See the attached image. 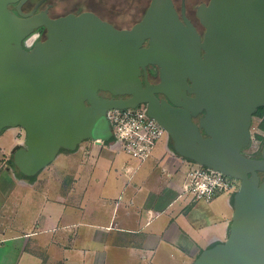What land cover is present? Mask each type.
<instances>
[{"label": "water", "instance_id": "1", "mask_svg": "<svg viewBox=\"0 0 264 264\" xmlns=\"http://www.w3.org/2000/svg\"><path fill=\"white\" fill-rule=\"evenodd\" d=\"M25 1L0 0V133L25 130L13 150L16 167L33 176L62 149L101 143L109 109L148 102L179 154L240 181L227 239L191 264H264V145L261 159L244 153L264 107V0L201 5L203 36L173 0H151L125 29L94 12L52 18L37 5L26 13ZM41 26L47 38L28 46ZM150 64L161 80L144 85Z\"/></svg>", "mask_w": 264, "mask_h": 264}, {"label": "crops", "instance_id": "2", "mask_svg": "<svg viewBox=\"0 0 264 264\" xmlns=\"http://www.w3.org/2000/svg\"><path fill=\"white\" fill-rule=\"evenodd\" d=\"M111 139L66 149L64 172L32 178L11 163L16 143L9 156L0 144V264H191L227 239L235 193L190 201L192 160L167 135L145 159Z\"/></svg>", "mask_w": 264, "mask_h": 264}, {"label": "built area", "instance_id": "3", "mask_svg": "<svg viewBox=\"0 0 264 264\" xmlns=\"http://www.w3.org/2000/svg\"><path fill=\"white\" fill-rule=\"evenodd\" d=\"M113 127L111 146L132 156L147 158L156 142L169 134L166 128L148 113L147 106L112 108L107 112ZM239 181V180H238ZM237 179L222 171L196 164L187 174L185 191L190 201H211L223 192L235 193Z\"/></svg>", "mask_w": 264, "mask_h": 264}, {"label": "flooded vegetation", "instance_id": "4", "mask_svg": "<svg viewBox=\"0 0 264 264\" xmlns=\"http://www.w3.org/2000/svg\"><path fill=\"white\" fill-rule=\"evenodd\" d=\"M174 4L179 12L180 17L185 20V17L193 23L200 34L203 36L206 27L201 22L199 17V7L203 4H209L210 0H173ZM151 0H26L22 4V9L26 13L32 12L38 5L35 12H40L46 10L50 17L58 18L60 16L68 15L70 13H75L77 15L83 12H94L100 18L105 21L112 23L115 27L119 29L131 28L134 24L140 21L145 15ZM18 3L12 4V9L16 11ZM133 10H137L134 14ZM41 30V32H38ZM34 36L33 43H37L40 40L47 38V29L45 26L37 28L30 37ZM30 45V46H32ZM147 45V43H146ZM144 85H146L147 80L151 84H157L160 82V67L155 64L148 65V73L144 72L141 75ZM102 96L113 97L109 92H101ZM155 95L162 101L167 100L170 102L169 98L165 93L156 92ZM119 97H130V95H117ZM143 105L148 107V102ZM199 117L195 120L199 121ZM252 141V140H251ZM263 150V147H262ZM262 150L258 153L252 154L251 157L261 159ZM263 175V173H261Z\"/></svg>", "mask_w": 264, "mask_h": 264}, {"label": "rangeland", "instance_id": "5", "mask_svg": "<svg viewBox=\"0 0 264 264\" xmlns=\"http://www.w3.org/2000/svg\"><path fill=\"white\" fill-rule=\"evenodd\" d=\"M133 13L136 14L137 10H133ZM38 32H41V30H38ZM107 93V92H105ZM264 109L258 108L256 113L254 114L253 119V126H252V141L251 144L244 149V153L248 156H251L252 154L258 153V151L262 150V147L264 145ZM19 132V133H18ZM18 134V136H17ZM101 139H103L105 142H108L113 137V127L110 122V120L107 118L105 119L99 128V134ZM166 136V135H165ZM163 136V137H165ZM25 137V130L22 127H16V128H6L0 133V144L5 149V153L7 156L11 154L9 147L11 144L16 143L19 144L23 143ZM170 137V136H169ZM170 141L172 139L170 138ZM108 143L105 144L104 150L108 148ZM123 155H131L123 150H121ZM68 153H71V151H68L66 149H62L59 153L61 154L62 158H59L57 160H54L52 163L49 164L48 167L44 168L42 170V174H50V173H62L65 171V168L67 167L64 164V157ZM132 156V155H131ZM13 157V155H12ZM192 166H195L197 163L194 161L190 162ZM13 165V164H12ZM15 169L19 170L15 165H13ZM240 181L237 180L236 182V189L239 188Z\"/></svg>", "mask_w": 264, "mask_h": 264}, {"label": "trees", "instance_id": "6", "mask_svg": "<svg viewBox=\"0 0 264 264\" xmlns=\"http://www.w3.org/2000/svg\"><path fill=\"white\" fill-rule=\"evenodd\" d=\"M260 109H264V107H260ZM263 127H264V125H263ZM111 140H113V138H112ZM171 146L174 147V145H173L172 142H171ZM11 163H12L13 165H15V163H14V157L11 158ZM15 166H16V165H15ZM20 173H21L23 176H26V177H28V178H32V177H33V176H27V175L23 174L21 171H20Z\"/></svg>", "mask_w": 264, "mask_h": 264}, {"label": "bare ground", "instance_id": "7", "mask_svg": "<svg viewBox=\"0 0 264 264\" xmlns=\"http://www.w3.org/2000/svg\"><path fill=\"white\" fill-rule=\"evenodd\" d=\"M33 39H34V36L29 37V38L27 39V41H26V44H27L28 46L32 45V43H33Z\"/></svg>", "mask_w": 264, "mask_h": 264}]
</instances>
